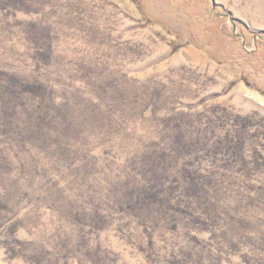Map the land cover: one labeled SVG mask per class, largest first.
Listing matches in <instances>:
<instances>
[{"label":"rangeland","instance_id":"1","mask_svg":"<svg viewBox=\"0 0 264 264\" xmlns=\"http://www.w3.org/2000/svg\"><path fill=\"white\" fill-rule=\"evenodd\" d=\"M0 264H264V0H0Z\"/></svg>","mask_w":264,"mask_h":264}]
</instances>
